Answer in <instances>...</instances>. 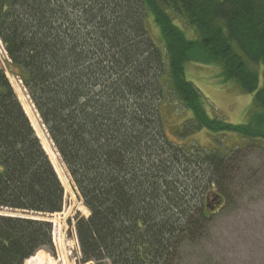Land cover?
I'll return each instance as SVG.
<instances>
[{
    "label": "trees",
    "instance_id": "1",
    "mask_svg": "<svg viewBox=\"0 0 264 264\" xmlns=\"http://www.w3.org/2000/svg\"><path fill=\"white\" fill-rule=\"evenodd\" d=\"M173 15L199 39L188 40ZM0 40L89 212L69 221L79 264H180L181 247L204 237L210 194L229 198L243 149L228 156L170 141L164 90L192 112L183 138L207 129L264 139L257 127L209 117L185 78L187 62L220 65L224 82L253 93L264 124L255 69H264V0H0ZM64 192L0 68V208L57 214ZM40 249L54 251L50 222L0 215V264H26Z\"/></svg>",
    "mask_w": 264,
    "mask_h": 264
},
{
    "label": "rangeland",
    "instance_id": "2",
    "mask_svg": "<svg viewBox=\"0 0 264 264\" xmlns=\"http://www.w3.org/2000/svg\"><path fill=\"white\" fill-rule=\"evenodd\" d=\"M173 18L188 40L199 39L194 26L186 27L183 19L176 15ZM145 27L151 39L160 45V30L151 16L146 19ZM8 64L9 59L0 40V68L4 70L17 99L20 96L30 104L39 119L40 130L53 147L21 80L11 74ZM255 69L260 87L264 69L262 65ZM221 71V66L213 63L193 61L185 64V78L201 92L207 115L234 126L252 125L264 130V124L257 125L256 122L263 111L254 104L253 93L245 92L233 80L224 82ZM160 114L167 138L182 146L191 145L188 149L192 148L194 152L202 149L233 156L237 149H243L233 157L231 163L237 174L233 184L229 179L226 181L230 188L229 198L224 203L222 198L221 206L216 210L212 211L213 203L210 204L213 205L211 208H205L209 216L204 237L193 245L181 247L180 264H264V139L254 140L243 138L236 132L216 133L207 129H200L190 137L183 138L178 130L192 117V112L180 105L168 88L164 90ZM60 164L66 178V185L62 184L65 191L62 211L52 215H29L52 224V231L56 235L54 251L40 249L27 264H78V249L69 221L73 224L76 215L87 217L89 212L77 198L66 169ZM212 188L214 192L215 187ZM209 198L212 200L214 197L210 194ZM1 214H6V211L0 210ZM38 253L41 258L37 257Z\"/></svg>",
    "mask_w": 264,
    "mask_h": 264
},
{
    "label": "bare ground",
    "instance_id": "3",
    "mask_svg": "<svg viewBox=\"0 0 264 264\" xmlns=\"http://www.w3.org/2000/svg\"><path fill=\"white\" fill-rule=\"evenodd\" d=\"M26 115L28 116V119L30 121L31 126L35 130L36 135L39 137L42 147L44 148L45 152L47 153L49 160L51 161L55 171L57 172L58 177L60 178L62 184L65 186L66 185V178L64 177V171L62 169V166L59 162L58 156L56 152L54 151L53 147L51 146L50 142L48 141L45 133L40 130L39 128V119L37 115L35 114L34 110L30 106V104L26 103V101L20 96L18 97ZM53 240L56 241V235L55 232L53 233ZM38 253L37 257L41 258L42 256L39 255Z\"/></svg>",
    "mask_w": 264,
    "mask_h": 264
},
{
    "label": "water",
    "instance_id": "4",
    "mask_svg": "<svg viewBox=\"0 0 264 264\" xmlns=\"http://www.w3.org/2000/svg\"><path fill=\"white\" fill-rule=\"evenodd\" d=\"M222 202V198L219 195L214 196V204L216 206L220 205ZM1 210V209H0ZM6 211V214H1L4 216H11V217H21V218H29V219H35L30 217L29 215H33L34 213H30L28 211H20V210H7V209H2ZM40 215V214H39ZM37 220V218L35 219Z\"/></svg>",
    "mask_w": 264,
    "mask_h": 264
},
{
    "label": "flooded vegetation",
    "instance_id": "5",
    "mask_svg": "<svg viewBox=\"0 0 264 264\" xmlns=\"http://www.w3.org/2000/svg\"><path fill=\"white\" fill-rule=\"evenodd\" d=\"M211 203H213V205H215V204H214V200H210V199L208 198V199H207V205L210 206V208L213 206V205H210ZM223 203H224V201H223ZM208 206H207V207H208ZM220 206H221V205L213 206L212 211H213V210H216V209L219 208Z\"/></svg>",
    "mask_w": 264,
    "mask_h": 264
}]
</instances>
